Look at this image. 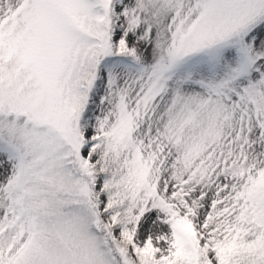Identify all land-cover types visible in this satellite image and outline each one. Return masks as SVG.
<instances>
[{"label":"snow or ice","instance_id":"1","mask_svg":"<svg viewBox=\"0 0 264 264\" xmlns=\"http://www.w3.org/2000/svg\"><path fill=\"white\" fill-rule=\"evenodd\" d=\"M0 264H264V0H0Z\"/></svg>","mask_w":264,"mask_h":264}]
</instances>
